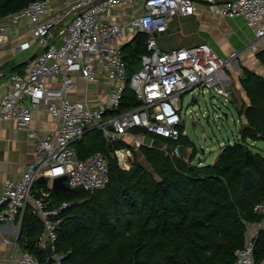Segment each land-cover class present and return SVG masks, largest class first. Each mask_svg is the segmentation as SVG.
I'll use <instances>...</instances> for the list:
<instances>
[{"label":"built area","instance_id":"built-area-1","mask_svg":"<svg viewBox=\"0 0 264 264\" xmlns=\"http://www.w3.org/2000/svg\"><path fill=\"white\" fill-rule=\"evenodd\" d=\"M125 9H130L127 19L123 18ZM196 10V0H33L8 15L12 26L24 20L18 33H27L22 39L19 36L12 53L31 51L34 43L39 44V50L21 71L13 73L8 88L0 95V123L15 121L27 129L34 141V159L17 179L2 184L0 223L21 218L29 209L43 226L38 246H50V254L41 261L28 251L16 253L18 244L4 239L13 247L10 261L61 264L62 256L55 251L56 229L59 214L68 203L50 204L49 191L35 188L36 178L65 176L68 189H103L109 180L106 156L93 151L81 157L75 146L88 130L100 131L108 145L126 143L113 148L111 156L120 168L128 170L133 150L143 145L145 135L135 133L136 128L175 145H179L180 136H186L184 128H180V97L185 92L199 88L203 94L206 87L231 102V91L222 84L219 73L233 66L243 53L257 51L264 37V0L207 1L211 15L240 17L253 31L256 40L243 51L232 50L221 56L205 42L162 49L159 39L168 32L170 22L176 18L175 32L182 35L181 19ZM71 12L74 13L51 36L55 24ZM8 29L0 22V35ZM138 33L146 36L145 52L139 69L127 78L122 46ZM121 37L128 41L120 44L117 41ZM101 82L103 88L90 95L88 87ZM81 83L85 85L80 87ZM126 85L137 104L120 112ZM74 92L84 94L73 97ZM43 105L56 128L37 133L30 126L32 114ZM253 211L261 215V220L247 224L245 243L234 251V264H264V258L254 260V242L258 232L264 230V201L256 203Z\"/></svg>","mask_w":264,"mask_h":264},{"label":"trees","instance_id":"trees-1","mask_svg":"<svg viewBox=\"0 0 264 264\" xmlns=\"http://www.w3.org/2000/svg\"><path fill=\"white\" fill-rule=\"evenodd\" d=\"M31 1L0 0V20ZM145 40L138 33L122 46L127 78L139 69ZM241 71L239 82L248 101L239 104L232 99L231 104L245 121L237 140L222 147L211 164L192 163L197 150L185 136L177 143L192 147L188 159L141 145L133 150L136 155L128 170L111 156L113 148L127 145L123 141L108 145L100 131L90 129L76 142L81 157L93 151L106 156L109 180L93 192L49 191L50 204L68 203L56 229L55 251L62 256L61 264H234V251L245 243L247 224L261 220L253 206L264 201V157L247 147L248 140L264 143V77L245 66ZM136 104L126 85L119 111ZM134 132L149 134L139 128ZM246 152L257 166L253 169L249 164L252 184L242 194ZM36 217L28 209L21 222L28 231L27 251L44 261L45 249L38 246L43 226ZM262 258L264 230L254 242V260Z\"/></svg>","mask_w":264,"mask_h":264},{"label":"crops","instance_id":"crops-1","mask_svg":"<svg viewBox=\"0 0 264 264\" xmlns=\"http://www.w3.org/2000/svg\"><path fill=\"white\" fill-rule=\"evenodd\" d=\"M208 0H196L197 10L193 15L181 19L183 34L179 35L175 32L177 27L176 18L170 22L168 36L173 37L171 43H164V36L159 39V45L162 49H170L177 46H190L200 42L207 43L214 52L224 56L232 50L243 51L250 43L255 41L253 31L246 25L245 21L240 18H229L211 15L207 11ZM220 1V0H218ZM130 9H125L123 18L127 19ZM1 23L7 24L9 29L4 35H0V95L8 88L10 78L17 70L18 66L24 65V62L33 53L39 50V44L34 43L31 51H26L24 55L16 59L12 53V46L19 41V36L25 37L26 32L19 35V31L24 27L25 21L22 20L19 25L12 26L9 23L8 16L0 20ZM24 29L22 30V32ZM161 40V42H160ZM126 37H121L117 42L123 44L127 42ZM258 52L264 57V37L258 42L257 51L255 53H243L233 66L225 67L220 73L222 84L231 91L233 100L236 103L247 102L246 93L243 91L239 82L242 76L241 67L245 66L253 72L264 77V64L259 58ZM14 67L11 71L5 72L8 68ZM140 67V66H139ZM21 71V70H20ZM104 82L97 85H90L88 92L95 94L97 89L103 88ZM85 84L81 83L80 87ZM93 90V92H92ZM102 92V90H101ZM84 94V92H81ZM80 93H72L73 97L81 96ZM244 122L245 120L242 119ZM31 128L37 133L46 131H54L56 128L54 120L47 113L43 106H40L32 114ZM34 159V141L28 136L26 128L19 127L13 120H4L0 123V192L2 184L5 180L17 179L25 169L27 163ZM51 180H47V184L36 183L35 188H41L45 191H51ZM53 192V191H52ZM62 192V191H59ZM57 192V193H59ZM55 193V192H54ZM28 210V209H27ZM29 213L30 210H29ZM32 214V213H31ZM33 215V214H32ZM36 216V215H33ZM38 217V216H37ZM36 217V218H37ZM39 218V217H38ZM21 218H16L11 222L0 223V264H18L10 261L13 253V247L10 243L4 242V239L15 241L19 246L20 253L27 251L26 248L27 228L21 222ZM31 230V228L29 227ZM36 234L31 232V237ZM250 231H248V236ZM32 254V253H31ZM48 256L47 251L43 254V258Z\"/></svg>","mask_w":264,"mask_h":264},{"label":"rangeland","instance_id":"rangeland-1","mask_svg":"<svg viewBox=\"0 0 264 264\" xmlns=\"http://www.w3.org/2000/svg\"><path fill=\"white\" fill-rule=\"evenodd\" d=\"M164 37L162 41L166 44L173 40V37L168 36V32L164 33ZM24 53L26 52L13 55L18 59ZM197 93L199 96L194 98ZM180 100V115L182 117L180 128H184L185 137L197 150L192 163H213L222 147L231 145L237 140L238 128L243 123L242 118L236 114L231 102L225 101L222 96L217 95L212 89H206V87H204L203 94L197 88L194 91L185 92ZM151 136L161 139L164 143H171L168 139ZM247 144L250 151L259 152L264 157V143L261 140H248ZM188 149H192V147L189 146ZM137 157L148 168L146 162L142 161V157L138 154Z\"/></svg>","mask_w":264,"mask_h":264},{"label":"water","instance_id":"water-1","mask_svg":"<svg viewBox=\"0 0 264 264\" xmlns=\"http://www.w3.org/2000/svg\"><path fill=\"white\" fill-rule=\"evenodd\" d=\"M216 3H222L225 2L227 0H215ZM74 12L69 13L67 16L64 17V19H62L61 21L57 22L55 24V26L51 29L50 31V35L54 36L56 34V31L58 30V28L63 24V22L65 20H67ZM36 52L33 53L30 57H28L24 62H28L30 59H32L35 56ZM25 63V64H26ZM14 67L8 68L5 72H9L13 69ZM194 98H197V95H194ZM143 145H147L153 148H157V149H166L168 151H170L172 154H177L179 157H182L184 159H188V157L190 156L191 150L192 149H188V147L184 146L183 144H179V145H175L173 143H164L161 139L159 138H153L150 137L149 135H144L143 136ZM244 162L246 165V168L243 171V178L242 181L240 183V192L242 194H245L247 189L249 188V186L252 184V178H251V172L252 169L251 167H249V164L252 166L253 169L256 168L257 163L254 159V157L246 152L245 153V158H244ZM65 176H58V177H54L51 180V191L57 193L59 191H66L68 190V186L65 183ZM36 183H41V184H47V178L43 177V176H38L36 178ZM45 250L47 251L48 254H50V246L46 245Z\"/></svg>","mask_w":264,"mask_h":264},{"label":"bare ground","instance_id":"bare-ground-1","mask_svg":"<svg viewBox=\"0 0 264 264\" xmlns=\"http://www.w3.org/2000/svg\"><path fill=\"white\" fill-rule=\"evenodd\" d=\"M140 149V148H139Z\"/></svg>","mask_w":264,"mask_h":264}]
</instances>
